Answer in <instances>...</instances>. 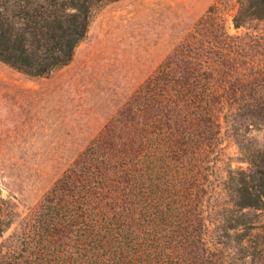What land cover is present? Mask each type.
<instances>
[{
	"label": "trees",
	"instance_id": "obj_1",
	"mask_svg": "<svg viewBox=\"0 0 264 264\" xmlns=\"http://www.w3.org/2000/svg\"><path fill=\"white\" fill-rule=\"evenodd\" d=\"M117 0H0V61L35 77L67 65ZM218 0L7 235L0 264H253L264 238V0ZM231 140L246 169L231 165ZM262 223V222H261ZM246 231V232H245ZM255 264V263H254Z\"/></svg>",
	"mask_w": 264,
	"mask_h": 264
},
{
	"label": "rangeland",
	"instance_id": "obj_2",
	"mask_svg": "<svg viewBox=\"0 0 264 264\" xmlns=\"http://www.w3.org/2000/svg\"><path fill=\"white\" fill-rule=\"evenodd\" d=\"M217 1L109 2L91 17L72 60L51 75L29 76L0 61V193L17 212L4 236ZM226 2L222 12L234 32V8ZM222 153L233 167L246 169L231 140L222 143ZM249 216L264 224V211ZM261 228L244 234L245 243L264 238Z\"/></svg>",
	"mask_w": 264,
	"mask_h": 264
}]
</instances>
